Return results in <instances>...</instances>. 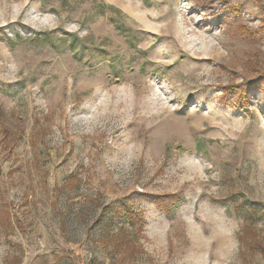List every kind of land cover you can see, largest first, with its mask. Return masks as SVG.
Masks as SVG:
<instances>
[{
    "label": "rangeland",
    "instance_id": "rangeland-1",
    "mask_svg": "<svg viewBox=\"0 0 264 264\" xmlns=\"http://www.w3.org/2000/svg\"><path fill=\"white\" fill-rule=\"evenodd\" d=\"M0 264H264V0H0Z\"/></svg>",
    "mask_w": 264,
    "mask_h": 264
},
{
    "label": "trees",
    "instance_id": "trees-1",
    "mask_svg": "<svg viewBox=\"0 0 264 264\" xmlns=\"http://www.w3.org/2000/svg\"><path fill=\"white\" fill-rule=\"evenodd\" d=\"M75 43V38L74 36L71 35V44L73 45ZM256 210V208H254Z\"/></svg>",
    "mask_w": 264,
    "mask_h": 264
}]
</instances>
